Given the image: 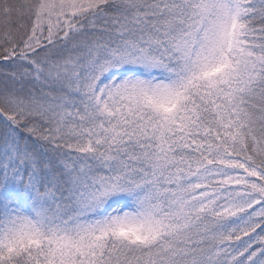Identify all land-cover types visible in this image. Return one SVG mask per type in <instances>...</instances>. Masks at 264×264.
Listing matches in <instances>:
<instances>
[{"label":"snow or ice","instance_id":"obj_1","mask_svg":"<svg viewBox=\"0 0 264 264\" xmlns=\"http://www.w3.org/2000/svg\"><path fill=\"white\" fill-rule=\"evenodd\" d=\"M0 264H264V0H0Z\"/></svg>","mask_w":264,"mask_h":264}]
</instances>
